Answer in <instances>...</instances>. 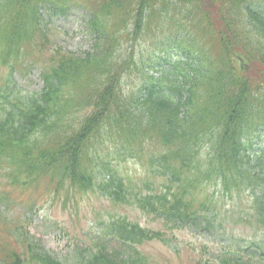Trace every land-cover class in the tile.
<instances>
[{"label":"trees","instance_id":"trees-1","mask_svg":"<svg viewBox=\"0 0 264 264\" xmlns=\"http://www.w3.org/2000/svg\"><path fill=\"white\" fill-rule=\"evenodd\" d=\"M204 1L0 0V203L12 206L16 189L29 211L39 188L91 192L164 228L110 215L80 264H159L137 246L210 229V187L248 193L264 229V148L252 150L264 132V0ZM73 5L94 35L84 56L54 47L44 24ZM148 31L153 40L140 41ZM27 64L42 86L23 93L14 75ZM127 160L147 171L139 183L119 169ZM21 221L0 212V264H67L26 236L19 251L7 237ZM252 247L217 257L264 264L262 242Z\"/></svg>","mask_w":264,"mask_h":264},{"label":"rangeland","instance_id":"rangeland-1","mask_svg":"<svg viewBox=\"0 0 264 264\" xmlns=\"http://www.w3.org/2000/svg\"><path fill=\"white\" fill-rule=\"evenodd\" d=\"M86 19L87 15L80 7L52 17L47 21L49 38L52 37L53 43L64 50L75 53L90 51L94 36L89 33ZM139 57L137 54V59ZM2 73L3 69H0V75ZM14 78L23 93L39 90L42 85L39 68L35 65H27L26 70H18ZM133 81L130 80L128 86L133 84ZM262 137L263 140L256 139L253 145L257 147L264 144V135ZM119 169L128 174L134 183L142 180L145 174L140 164L131 160L119 164ZM26 190H13V198L18 203L5 213L14 220L15 217L22 219V226L17 232L12 229L13 235L8 237L3 234L19 251L27 250L26 236L31 242H38L45 251L67 264H80L81 257L93 247L98 233H95L96 227L110 215L126 216L142 226L161 228L157 221L146 217L136 208L112 205L107 199L91 192L69 196L64 201L63 195L52 198L39 189L34 191L39 196L34 210L30 212L28 209L24 210L30 202L28 194L23 193ZM215 194L218 202L213 208L212 229L178 230L169 246L152 241L140 245L139 250L160 264H219L217 254L220 251L238 248L244 253L249 252L251 241L263 238L264 231L252 222L242 221L247 211L250 212L248 194ZM0 210L4 212L1 204ZM19 232H22L24 237ZM203 246L205 248H202Z\"/></svg>","mask_w":264,"mask_h":264}]
</instances>
